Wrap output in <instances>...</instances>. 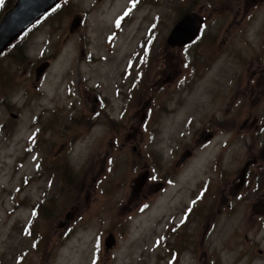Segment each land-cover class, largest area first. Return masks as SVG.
Returning <instances> with one entry per match:
<instances>
[{
    "label": "rangeland",
    "instance_id": "rangeland-1",
    "mask_svg": "<svg viewBox=\"0 0 264 264\" xmlns=\"http://www.w3.org/2000/svg\"><path fill=\"white\" fill-rule=\"evenodd\" d=\"M246 1L61 0L6 49L0 264H264V0ZM187 13L204 25L172 48Z\"/></svg>",
    "mask_w": 264,
    "mask_h": 264
},
{
    "label": "water",
    "instance_id": "water-1",
    "mask_svg": "<svg viewBox=\"0 0 264 264\" xmlns=\"http://www.w3.org/2000/svg\"><path fill=\"white\" fill-rule=\"evenodd\" d=\"M61 0H16L11 9H9L0 21V56L16 41L25 31L37 23L52 9H54ZM81 17L75 15L71 21L69 30L74 32L81 24ZM203 24V19L194 13L185 14L171 29L166 44L172 48L184 47L194 41ZM48 63H43L37 70V76L40 77ZM245 165L241 177L244 176ZM147 175L138 178L134 183V192L140 191L146 183ZM68 217L65 218V222ZM112 237L107 239V243L112 242Z\"/></svg>",
    "mask_w": 264,
    "mask_h": 264
},
{
    "label": "flooded vegetation",
    "instance_id": "flooded-vegetation-1",
    "mask_svg": "<svg viewBox=\"0 0 264 264\" xmlns=\"http://www.w3.org/2000/svg\"><path fill=\"white\" fill-rule=\"evenodd\" d=\"M256 1L261 2V0H247L246 3L249 2L250 4H252V7L255 8L258 5V4H256ZM253 75L255 76V74H253ZM262 82H263V79L258 80V83H256V90H258L260 85L264 86V84ZM252 93H254L253 90H252ZM251 105L254 106L253 100L251 102ZM251 124H252V127L254 128V130H256V131H259L260 129H264V123H261V121L256 116L252 118V123ZM242 126H243L244 129L251 130L250 127L246 123L244 125H242ZM248 166L244 170V175H245V171L248 169Z\"/></svg>",
    "mask_w": 264,
    "mask_h": 264
},
{
    "label": "trees",
    "instance_id": "trees-1",
    "mask_svg": "<svg viewBox=\"0 0 264 264\" xmlns=\"http://www.w3.org/2000/svg\"><path fill=\"white\" fill-rule=\"evenodd\" d=\"M10 7V5L8 6V8ZM4 9V8H3ZM3 9H2V11H3ZM1 58V57H0Z\"/></svg>",
    "mask_w": 264,
    "mask_h": 264
}]
</instances>
